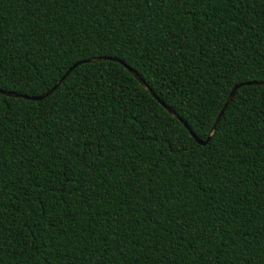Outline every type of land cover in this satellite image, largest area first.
<instances>
[{
    "label": "trees",
    "instance_id": "trees-1",
    "mask_svg": "<svg viewBox=\"0 0 264 264\" xmlns=\"http://www.w3.org/2000/svg\"><path fill=\"white\" fill-rule=\"evenodd\" d=\"M77 62L2 95L0 264H264V0H0L5 91Z\"/></svg>",
    "mask_w": 264,
    "mask_h": 264
},
{
    "label": "snow or ice",
    "instance_id": "snow-or-ice-1",
    "mask_svg": "<svg viewBox=\"0 0 264 264\" xmlns=\"http://www.w3.org/2000/svg\"><path fill=\"white\" fill-rule=\"evenodd\" d=\"M164 2V0H161V3H163ZM148 3L150 4L151 3V0H148ZM113 53L112 52H107V53H102V54H100V55H98V57H97V59L98 60H104V59H108V58H110V57H113ZM77 66H79V65H77ZM261 77H259L258 79L260 80V81H264V68H261ZM234 75H236L235 73H233ZM221 79H223V80H225V81H227L229 84H232L233 83V81L231 80V77L228 75V74H225V75H223L222 77H221ZM3 81H4V77H3V75L2 74H0V89H4L5 90V87H6V85L3 83ZM59 84V83H58ZM57 84V85H58ZM57 85H56V87H57ZM261 85H264V84H261ZM237 86H239V87H237ZM255 85H253V87H254ZM221 87H223V85H221ZM233 87H234V91L233 92H235V95H236V93L237 92H239L240 91V88L241 87H243V83L242 82H237V83H235L234 85H233ZM83 89H81V91H82ZM48 93H51V91L50 92H48ZM47 93V94H48ZM233 94V93H232ZM2 95H3V93L2 92H0V104H2L3 103V101H2ZM51 95V94H50ZM40 97H43V99L45 98L43 95H41ZM40 100H42V99H40ZM237 110L239 111L240 109H239V107L237 108ZM254 109H252V110H248L249 111V113L251 112V111H253ZM215 124L216 125H219V124H217V121H215ZM218 132H219V128L218 127H214L213 128V136H212V139H215L216 138V134H218ZM209 139V138H208ZM103 147H104V145L103 144H101L100 145V152H99V155H103ZM174 147V149L176 150V151H185V150H190V149H186V148H176L175 146H173ZM192 151H194V149H192ZM88 171L84 174V177H83V183L80 185L81 187H83V185H86V184H88V176L89 175H91L92 174V172H95V175L93 176V180L94 181H99V183H97L96 184V188H101L102 186H103V180H101L100 179V176H101V172L100 171H98L97 169H94L93 167H92V165L91 164H89L88 166ZM192 168H193V172H194V174H193V180H195L197 183H203V180L201 179V178H199V169L198 168H196V166H195V164H193L192 165ZM93 194H99V193H96V192H93Z\"/></svg>",
    "mask_w": 264,
    "mask_h": 264
},
{
    "label": "water",
    "instance_id": "water-1",
    "mask_svg": "<svg viewBox=\"0 0 264 264\" xmlns=\"http://www.w3.org/2000/svg\"><path fill=\"white\" fill-rule=\"evenodd\" d=\"M112 60H115V61H118L119 63H121L122 65H124L139 81L140 83L148 90V92L163 106L165 107L170 113H172L173 115H175L182 123L183 125L186 127V129H188V131L190 132V134L192 135V137L199 143V144H205L207 141H208V138H206L205 140H201L199 139L193 132L192 130L189 128V126L187 125V123L182 119L180 118L177 114L174 113V111L168 107L163 101H161L156 95L155 93L151 90L150 87H148V85L144 82V80H142L138 75L137 73L131 68L129 67L128 65H126L122 60L120 59H116V58H111ZM95 60H98L97 58H94V59H87V60H83V61H86V62H91V61H95ZM83 61H80V62H83ZM80 62H77V63H74L69 69L68 71L62 76V78L53 86L51 87L49 90H47L46 92L40 94V95H35V96H27V95H24V94H19V93H16V92H13V91H5L3 89H0V92H2L4 95H8V96H15V97H23V98H27V99H31V100H39V99H42L43 97H40L41 95H43L44 97L47 96L49 93L48 92H52L55 88H56V85L58 83L61 82V80L66 76V74L72 69L74 68L76 65H78ZM246 84H249V85H252V84H264V82H261V81H248ZM239 87V86H237ZM234 91V87L231 89V91L229 92L228 96H227V99L222 107V109L220 110V113L217 115L215 121H218L221 113L224 111L225 107L227 106V104L229 103V101L231 100L232 96L234 95L235 92ZM48 93V94H47ZM233 93V94H232ZM215 127V122L213 124V128Z\"/></svg>",
    "mask_w": 264,
    "mask_h": 264
}]
</instances>
